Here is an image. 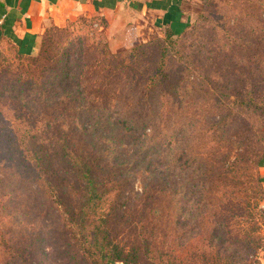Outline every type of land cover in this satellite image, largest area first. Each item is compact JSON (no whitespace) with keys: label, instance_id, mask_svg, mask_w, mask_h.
<instances>
[{"label":"rangeland","instance_id":"rangeland-1","mask_svg":"<svg viewBox=\"0 0 264 264\" xmlns=\"http://www.w3.org/2000/svg\"><path fill=\"white\" fill-rule=\"evenodd\" d=\"M190 8L194 21L180 37L146 26L131 44L113 48L100 25L78 16L46 27L31 56L0 45V264H104L90 246L94 235H108L128 252L126 262L112 264H264L257 166L264 153V0H210ZM65 59L81 69L87 98L109 103L107 112L161 115L159 152L172 145V128L184 125L179 166L174 152L153 174L140 165L116 179L105 175L87 200L90 185L80 177L85 162L78 156L86 142L74 131L69 145L81 166L63 175L57 161L53 167L61 172L47 175L50 185L26 182L34 140L23 130L70 109L61 100L39 110L35 93H24L26 84L16 78L51 77L57 84ZM147 122L149 133L157 123ZM62 123L52 121L51 130H64ZM130 134L114 132L103 141L112 153L119 146L133 151ZM65 144L48 151L61 153Z\"/></svg>","mask_w":264,"mask_h":264},{"label":"trees","instance_id":"trees-1","mask_svg":"<svg viewBox=\"0 0 264 264\" xmlns=\"http://www.w3.org/2000/svg\"><path fill=\"white\" fill-rule=\"evenodd\" d=\"M209 1L210 0L206 1V3ZM190 26L191 24L188 25L184 31L177 34L176 37L182 36ZM165 33L168 37L175 36L170 30H166ZM18 54L21 56H31V54ZM107 54L111 58L117 56L112 55L110 52ZM74 63V60L71 63L66 59L64 60L61 68L65 70L61 72L62 76L58 79L57 84L51 81V77H47V80L43 82H40L38 78L33 79L30 76L25 79L19 76L16 78L17 83L21 82V84H26L27 89L24 93H35L31 100L38 101L37 108L39 110H45L46 107H50L61 100L65 101L66 107L70 109V112L66 113L64 116H61V113H56L54 116H52V114L46 116L39 129L36 128L30 131L27 128L23 130L24 138H28L31 141L34 140L32 159L35 160V162H33L32 167L29 168L28 165L24 170L26 182L29 180L34 186L45 188L46 185H50L49 182H47V175L49 173L61 172V169L57 170V168L53 167V164L60 161L63 167V172L61 173L63 175H68L75 167L81 166L79 164V157H82L81 160L84 159L85 162L82 164L84 165V169L79 173L86 184L90 185V188H88L89 191H86V193L89 192L87 199L89 200L91 197L96 196L98 190L102 188V181L106 180L105 175L109 176L107 179H116L121 174H128L134 171L136 167L140 165H144L147 168L148 174H153V172L156 171L154 167L163 168L167 154L170 153L173 155L174 152H176L177 156H175L173 164L179 166L182 155L176 147L180 141L181 132L185 131L184 125H177L172 128V134L170 136V143L172 145H169L166 153L159 152L158 148L165 143V132L161 131L163 123L160 122V120H156V118L159 117V119H162L163 117L161 115H153L136 118L130 115L120 116L118 112H107L106 108L110 106L107 101L99 102L87 98L86 89L89 84L83 83L81 79H79V75H81L82 71L74 67ZM118 66L119 65H117V67ZM44 69H46L45 66L42 68V72ZM109 71L112 72L113 69H109ZM149 83L153 85L155 80L153 79ZM20 88L22 92V87L20 86ZM251 94L252 92H250L249 95ZM248 100L251 101L252 98L249 96ZM147 119L151 123H157L149 133L147 129L152 125L148 124L149 122H147ZM60 120L63 121L64 130L60 128L51 130V128L53 129V127H51V122L53 121L60 127ZM21 122H23V117L21 118ZM65 123H71V125H74V129L72 128L71 131H68V129L64 127ZM45 125L47 127H45ZM189 125H192V120L189 121ZM44 128H46V130ZM74 131L80 134L82 139L86 142V144L80 146L81 148H78V158H75L73 153L74 149L71 148L73 146L69 145V137L71 138L75 135ZM114 132L131 133L130 135L135 140L130 142L132 145H136L137 148L133 149V151H129L119 146L118 149L112 153L110 146L103 141V138H109L108 136ZM54 136L55 140L52 139ZM61 140L66 141L63 152L59 153L58 151L52 154L51 151H48L51 150V147H56V143H60ZM30 151L31 149L28 150V152ZM263 157L264 153L257 162L258 167ZM131 158H133L131 163L124 166V169H122L123 163L127 164V161H130ZM87 161H89V164H87ZM92 164L98 167L96 171L92 167ZM105 221V218H103L102 222ZM98 228H101L100 224ZM90 246L99 249L104 264H112L114 261L126 262L128 252L124 250V247L109 239L108 235H94L93 242Z\"/></svg>","mask_w":264,"mask_h":264},{"label":"crops","instance_id":"crops-1","mask_svg":"<svg viewBox=\"0 0 264 264\" xmlns=\"http://www.w3.org/2000/svg\"><path fill=\"white\" fill-rule=\"evenodd\" d=\"M208 0H0V45L33 54L46 27L63 26L78 16L100 25L109 46L129 45L145 27L175 36L194 21L192 3ZM264 186V157L259 162Z\"/></svg>","mask_w":264,"mask_h":264}]
</instances>
